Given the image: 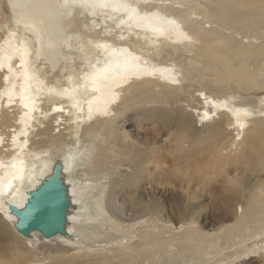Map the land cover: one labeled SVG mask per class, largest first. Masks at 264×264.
<instances>
[{
    "label": "bare ground",
    "instance_id": "obj_1",
    "mask_svg": "<svg viewBox=\"0 0 264 264\" xmlns=\"http://www.w3.org/2000/svg\"><path fill=\"white\" fill-rule=\"evenodd\" d=\"M180 47L212 63L218 59L228 65L230 54L241 55L244 63L239 75L214 72L208 64L195 63L198 70L203 69L201 81H207L208 73L214 74L207 86L216 90L197 85L195 94L183 90L193 85L192 73L186 69L182 73L174 59L161 57V53H181ZM215 47L226 54H218ZM252 61L260 64L259 74L264 76V0H0L2 238L10 240L8 227L25 242L21 246L25 253L41 248L61 255L70 249L103 248L105 254L90 264H114L112 257L117 256L107 252L125 243L116 233L125 223L134 234H163L173 239L191 230L195 234L188 237L196 240L200 229L195 218L173 224L160 213L140 211L127 217L110 200L116 196L118 177L104 180L107 174L119 176L120 167H105L99 159H91L92 142L82 141L77 132L101 125V134L110 135V142L121 147L124 122L139 113L132 111L130 98L141 94L149 97L146 103L155 99L161 104L175 102L186 115L189 108L201 124L219 121L223 115L224 124L232 125L237 136L250 128L264 131V81L244 71ZM216 67L220 69L219 64ZM233 83L242 94L237 102L228 93L217 96L219 90L232 89ZM149 112L165 115L160 109ZM69 114L74 130L67 143L33 147L32 131L51 118ZM57 160L62 162V179L72 202L66 216L67 233L44 237L33 231L25 237L14 229L16 217L8 204L22 207L28 191L51 172ZM87 171L96 179L82 182L79 177L88 175ZM107 185L110 190L105 198ZM100 215L108 223L106 232L93 227ZM222 244H227L225 239L218 249L190 250L185 264H224L231 251H253L255 244L264 250V226L261 234H249L224 248ZM15 248L21 253L20 247ZM34 255L30 260L38 262Z\"/></svg>",
    "mask_w": 264,
    "mask_h": 264
},
{
    "label": "rangeland",
    "instance_id": "obj_2",
    "mask_svg": "<svg viewBox=\"0 0 264 264\" xmlns=\"http://www.w3.org/2000/svg\"><path fill=\"white\" fill-rule=\"evenodd\" d=\"M180 50L181 53H161V57L169 61L174 59L182 73L185 69L192 73L193 78L189 81L193 85L184 86L183 90L195 94L197 85L205 86L210 92L216 91L207 86L214 74L208 73L207 81H201L199 72L203 69L198 70L199 66L194 65L195 63L208 64L214 72H230L233 75H239L238 69L244 63L241 55L230 54L227 57L228 65H221L216 61L218 59H214L212 63L208 58L188 53L185 48L180 47ZM213 50L220 55L226 54L220 48L215 47ZM216 64L220 65V69ZM259 66L260 64L252 61L244 71L251 75L257 74L264 81V76L259 74ZM233 84L232 89L227 88V92L219 90L217 96L228 93L234 101L241 98L239 87ZM130 99L132 111L137 110L139 113L132 114L124 122L121 147L110 142V135L107 134L106 138L105 132L101 134V125L88 132L80 129L77 132L82 141L92 142L91 159H99L105 167H120L119 176L107 174L104 178L111 181L118 177L117 186L113 190L116 196H110V200L114 199L127 217L138 215L140 211L147 215L160 213L173 224L195 218L200 232L196 234V240L188 237L195 234L191 230L172 239L163 234H134L125 223L116 231L125 243L113 246L107 252L117 256L112 257L113 263L185 264L189 251L200 246L210 251L218 249L221 240H226L227 244L221 245L224 248L249 234H261L264 226L263 129L250 128L237 136L232 125L224 124L223 115L219 117V121L201 124L191 109L186 108V115L183 108L177 107L175 102L161 104L155 99L146 103L149 97L143 94L133 95ZM252 100L255 101V97ZM251 105L255 108L253 103ZM157 109L165 111V115L149 112ZM71 118L70 114L63 115L51 118L43 127L38 126V129L32 131L30 138L33 147L67 143L74 130ZM85 164L87 166L88 162ZM87 173L88 175L79 177L82 182L96 179V175ZM109 190L110 186L107 185L103 191L105 198ZM105 215L108 216L107 213ZM104 217L98 216L100 220L93 226L101 232L107 231L108 223H105ZM6 230L10 240L3 239L0 232V254L4 253L0 255V262L5 264H12V261L14 264H82L97 262L105 254L103 248L79 252L70 249L63 251L61 255L41 248L25 253L21 248L25 247V242L8 227ZM252 245L249 242L247 246ZM15 246L21 248V253L16 251ZM256 246L255 244L253 251L249 248L235 253L231 251L232 256L224 264L229 261H232L231 264H264V250L257 249ZM234 247L236 245L230 249L234 250ZM33 253L34 258L39 259L38 262L30 260Z\"/></svg>",
    "mask_w": 264,
    "mask_h": 264
},
{
    "label": "water",
    "instance_id": "obj_3",
    "mask_svg": "<svg viewBox=\"0 0 264 264\" xmlns=\"http://www.w3.org/2000/svg\"><path fill=\"white\" fill-rule=\"evenodd\" d=\"M62 162L53 163L51 172L34 189L28 191V197L22 207L8 204L10 212L15 215L14 229L28 237L37 231L44 237L67 233V213L72 205L67 193V185L62 176ZM90 264V263H84Z\"/></svg>",
    "mask_w": 264,
    "mask_h": 264
}]
</instances>
